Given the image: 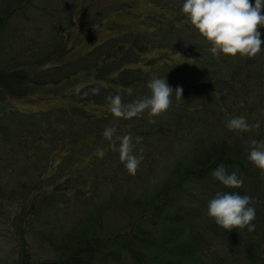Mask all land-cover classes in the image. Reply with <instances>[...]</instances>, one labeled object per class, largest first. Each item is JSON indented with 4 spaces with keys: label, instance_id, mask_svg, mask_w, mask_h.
I'll use <instances>...</instances> for the list:
<instances>
[{
    "label": "rangeland",
    "instance_id": "1",
    "mask_svg": "<svg viewBox=\"0 0 264 264\" xmlns=\"http://www.w3.org/2000/svg\"><path fill=\"white\" fill-rule=\"evenodd\" d=\"M65 1L36 0V6L27 8L28 19L23 14L20 17L14 15L9 19V22L14 25V29H9L10 24L6 23V28L0 30V60H4L0 61V70L6 71L4 73H7L9 68V71H20V68L17 67L18 64H15L17 66H7L9 59L14 56L11 53L17 56L15 52L23 49H18L17 45L13 44L21 41V46L22 43L24 46H31L28 39L34 38L36 43H41L49 37L50 33L43 25L47 19L43 16L44 13L42 14L41 7L42 9L47 8V10H44L46 13L44 15L50 23L56 25L60 32L71 33L66 43V48L70 51L63 55V59L72 60L84 55L88 65L90 60L94 58V55H90L91 51L96 52L97 46L101 45L102 48L100 47L98 50L102 49L101 51L105 53L106 59L115 57L116 63L114 64L119 66L120 70L97 74L96 72L85 70L72 75L67 81L64 80L57 84L47 83L41 86H26L24 83L11 82V84L9 82L7 87L19 91L22 89L27 90V93L20 97L10 94L8 90H5L0 85V91H2L0 98L3 96L0 100V185L1 181L5 180L10 188V198L5 209L8 228H11V226L16 228L13 221L17 217L18 212L15 210H18L20 205L24 204L26 195L30 194L29 192L25 193L24 199L18 196L17 200L21 204L17 202L18 204H14L12 208L13 193H18L19 191L27 192L31 189L30 202L36 205L41 203L43 199L53 197L55 194L59 196L58 193H62L61 186L63 182L56 178L59 175V172H55L57 170L56 167L69 153H73L80 146V141L72 144V140H62L66 137L64 135L65 127L70 128L71 126L70 121L78 125L89 122L88 128L98 130L100 133L106 127H113V123L117 121L116 118L110 117L102 126L101 124L91 125V117L98 119L97 117L102 116L104 108L108 110L110 108V104L94 103L91 100L85 104L86 111L91 109L94 117L85 112L87 113L86 115L75 116L74 119L76 118V120H71L70 110L75 107V95L73 96L72 92L85 87V90H88L86 91L88 93L86 97L90 99L95 94L93 95L89 87L97 84L110 91V94L113 93L112 91L122 92L120 96L126 97V99H129V92L136 93L145 90L142 94L146 96L151 94L150 89L147 87L148 82L146 84L141 83L138 89L121 83L119 78L121 79L126 68L144 70L149 74V76L146 75L149 80L153 76L167 77L168 83L174 88L177 85L183 87L184 98L187 95V98H193L192 88L198 91V76L202 72L211 86V90L209 88L208 91V96H210V99H208V101L210 100L209 111L206 114L202 113L201 96L203 94H197L198 97L194 102L195 106L191 111L192 116L197 119L194 126L186 128L183 122L176 131L171 133L158 132L153 126L160 125L159 122L172 125L168 123V120H170L174 111L172 106L176 107L179 105L178 103H171L170 107L159 115L152 116L146 111L145 116L141 114L135 116V119L133 117L124 120L119 119L121 121L116 123L117 130L124 127H127L128 130L135 128V122L143 124V126H138L139 129L147 128V133L138 132L140 135L133 137L134 152L140 155V150H143V159L135 175L128 172L120 159L119 151L113 149L112 142L105 138L103 133L89 134L90 136L85 139L87 142H92L95 148L91 149L87 145L84 152V154L87 153L86 155L77 152L74 154L75 161L71 165L62 166L65 170H74L85 182L82 185L84 196L79 198L80 202H74L73 197L75 194L69 192L66 195L71 198L68 203L55 204L54 213L40 217L41 219L51 218V222H46L48 220H36L37 217H32L30 224L23 223L21 229L23 226L32 228L36 224L37 228L40 229L53 225L52 227L56 229V232H64L67 222L65 220L66 214L62 213V211L66 207L70 212L73 209L74 212L76 209L77 213L81 212V210L85 211L91 197L101 200V198L107 196L109 188L103 180L111 175L118 182V193H120L121 189H127L137 195L150 192L153 188L158 189L165 180L169 170L188 152L189 145L195 139H203L208 136V129L204 121L212 125V129H210L213 131L211 137L215 138L220 135L225 136L226 133L240 132L239 130L228 129L226 123L232 117L241 115L247 118V122L250 125H253L250 131H246L247 135L253 136L263 133L264 89L262 86H258L262 82V78L260 79L259 76L264 73V60L261 56L264 54L263 52H259L254 57H241L239 54L235 56L223 53L219 55L212 54L208 48L211 43L192 25L187 15L182 12L183 1L180 2V0H171L163 5L158 3L166 0ZM92 1L97 3L91 5ZM5 7L6 4H4L3 8ZM180 15L183 18L179 20L178 17ZM68 18L69 21H73L75 27L73 24L70 27L68 26ZM0 21L3 23V19ZM10 44H12V47H10ZM103 44L105 46H102ZM145 44H150L151 48L147 47L144 49L143 45ZM129 46L137 49L138 54L133 53V51L130 54ZM186 46H190L188 47L189 51H186L188 49ZM127 47L128 49H126ZM203 47L206 50H202L201 48ZM25 53L20 54L22 58L19 60H22V63H26L27 61L25 60L29 56L34 55L32 53L27 56ZM87 53L89 54L85 55ZM102 53L100 54L102 55ZM62 60L58 59L57 61L59 63ZM55 62H51V65L55 64ZM108 62L107 59L106 64ZM106 64L100 66L105 67ZM45 66L47 67L48 64ZM23 67L26 66L23 64ZM41 68V66H32L24 69L32 76L37 74ZM70 68L72 69L73 67ZM230 74L236 77L241 76L243 79L247 75L249 81L245 80L247 83L244 82L246 86L244 89L245 100L243 97H230L229 92L232 90L230 89L229 91V85L232 82L229 79ZM125 80L130 81L131 76L127 74ZM212 85L217 86V88ZM222 91L226 93L227 100V105L223 104L222 109L225 114L215 111V99H218L217 94L220 97L222 96L220 94ZM172 96H175V91H173ZM183 97L180 99H184ZM132 101L134 99H129L127 102L131 103ZM240 103H243V105L241 104L242 106H240ZM76 112L77 109L71 113L76 114ZM143 120L150 121L145 122ZM22 122L25 123L26 132L34 133H26L22 129ZM257 123L259 127H255ZM40 124L42 126L45 124L44 126L47 127H41V133L37 132L40 130ZM149 128L151 129L149 130ZM116 134L114 133L113 139L121 136V134ZM136 137H141L142 139L136 141ZM47 138L53 147L50 153L47 152L50 149V143ZM82 140L81 142L85 141L84 139ZM116 144L118 146L119 142ZM98 149H103L104 155L102 157L98 155L93 158V155H89V153L97 152ZM77 174L72 177L79 178ZM95 177L101 178L102 182H97ZM34 181H36L35 186H37V189L35 187L34 193H32L31 187L34 185ZM23 184L25 189L22 188ZM63 199H66V197ZM64 212L66 211L64 210ZM73 217H75V214L68 216V219H74ZM104 224L107 234L118 230L126 233L133 229L134 226V224H129V220L124 214L120 213H111L106 216ZM8 228L5 231V235L2 236L0 234V264H4L5 261H8V264H15L17 259L23 260L25 256L22 253H16V247L19 242L16 237H6L7 233L11 232L10 230L8 231ZM28 235L33 236V232L26 234V236ZM27 242H29L28 245H30L33 253L36 250L43 254L47 260L52 261L54 259L53 253L49 254L45 249L46 247L42 246L40 242H36L35 247L33 246L34 244H31V239H28ZM261 252L262 256H264V243L262 244ZM23 261V264H29L27 260ZM207 263L209 264V262ZM220 264H242V262H239L237 256H232V253L229 252V256L221 259Z\"/></svg>",
    "mask_w": 264,
    "mask_h": 264
},
{
    "label": "trees",
    "instance_id": "2",
    "mask_svg": "<svg viewBox=\"0 0 264 264\" xmlns=\"http://www.w3.org/2000/svg\"><path fill=\"white\" fill-rule=\"evenodd\" d=\"M169 1L171 0L157 3L163 5ZM182 1L183 0H180V2ZM254 2L255 0H252L253 4ZM96 3V1H92L91 5ZM4 4H6L5 8H3ZM0 5V20L3 19V23L0 21V30L6 28V23L10 24L9 29L13 30L14 25H12V22H9V19L14 15L20 17L22 14L28 19L29 14L27 8L36 6V0H0ZM40 9L42 10V14H46L44 10H47V8L42 9L41 7ZM44 14L43 16L47 20L43 25L45 29L47 28L49 31V37L41 43H36L34 38L28 39L31 46H24L23 43L21 46V41L17 42V44H13L15 46L17 45L16 47L18 49H23L22 51L17 50L15 52L17 56L11 53V55L14 56L9 59V64L7 66H17L15 64H18L17 67L20 68V71H9V68L7 73H4L6 71L0 70V85L5 90H8L10 94H15L20 97L24 96L27 90L25 91V89H22L19 91L7 87L9 82L24 83L26 86H41L47 83L57 84L64 80L67 81L72 75H76L85 70L96 72V74L120 70L119 66L114 64L116 63L115 57L107 58L109 62L106 64L107 59L104 55L105 53H102V49L98 50L101 45H98L99 47L97 46L96 52L91 51L90 55H94V58L90 60L88 65L83 55L82 57L73 58V60L70 61L63 59V55L70 51L66 48V43L71 33L60 32L56 25L50 23ZM181 18H183L182 15L178 17L179 20ZM67 23L70 27L73 21H69L68 18ZM74 25L75 24H73V26ZM259 30L262 33L261 39L264 40V27H260ZM149 45L150 44L143 45L144 49L150 47ZM35 46L37 47L35 48ZM102 46H105V44ZM10 47H12V44H10ZM28 47L33 49H29ZM186 47L188 48L190 46ZM210 47L211 46L208 48L210 49ZM126 49H128V47ZM201 49L206 50L205 47ZM129 50L130 54H132V51L138 54V50L133 46L130 47ZM189 50L188 48L186 51ZM24 52H26L25 55L27 56L32 53L34 54L29 56L30 59L27 58L25 60L27 61L26 63H22V60H19L22 58L20 54ZM260 52L264 53V45H262V50ZM100 53H102V55ZM178 53L180 52L178 51ZM19 55L20 57H18ZM239 56L244 57L240 54ZM261 56L264 60V54ZM98 57L100 58L98 59ZM58 59H63L64 61L62 60L58 63ZM54 61H56L55 64L51 65V62ZM23 64L26 67H23ZM46 64H48L47 67L45 66ZM105 64V67L100 66ZM29 65H31L30 67L41 66L42 68L37 74L32 75L34 76L32 77L24 69L30 68ZM70 67L73 68L71 69ZM124 70L119 80L121 83L131 88L134 87L138 89L141 83L146 84L149 81L146 76H149V74L144 70L130 68ZM127 74L131 76L130 81L125 80ZM259 78H262V82L258 86H262L264 89V73L260 74ZM198 79V91L197 89H191L193 98H187V95L184 99L176 100L175 96H172V104H179L177 105L179 106L178 108L177 106H172L174 111L172 110L173 114L170 120H168V123L172 125L159 122L160 125L153 126L154 129L161 133H171L176 131L183 122L186 128L194 126L197 119L192 116L191 111L195 106L194 102L198 97L197 94H203V96H201L202 113L206 114V112L209 111L210 100L208 101V99H210V96H208V91L209 88L211 90L210 82H207L208 80L206 81L202 72L199 73ZM229 79L232 81L231 85H229V91L230 89L233 90L229 92L230 97H243L245 100L244 89L246 86L244 82L247 83L245 80L249 81L247 75L243 79L241 76L236 77L230 74ZM212 86L217 88L215 85ZM94 87H99L100 91L98 94H93L94 97L90 99L84 95V93L88 91L85 90V87L79 91L72 92L73 96L75 95V107L70 110L71 120H76V118L74 119L75 116H83L87 113L93 116L91 109L86 111L85 104L86 102L88 103L89 100L94 103L101 102V104L105 103L108 105L109 101L107 97L114 96L115 94L120 95L122 93L120 91H112L113 93L110 94V91L97 84L91 85L89 89ZM144 91L145 90L136 93L129 92V99L136 100L145 97L146 95L142 94ZM1 92L2 91H0V93ZM220 94L222 96L220 97L217 94L218 99H215V111L217 110L218 113H224L222 109L223 104L225 106L227 105L226 93L222 91ZM129 99L122 97L124 103H129L127 102ZM241 104L243 105V103L239 105L242 106ZM77 106L79 107L77 108ZM76 109V114H72L71 112ZM145 112L142 116H145ZM167 116L169 119V114ZM110 117L117 119V121L113 123L115 129L117 127L116 123L121 121L119 119H125L116 117L110 110L104 108L102 116L97 117L98 119L91 117V125L96 126L101 124L102 126ZM133 118L135 119V117ZM143 121L149 122L150 120ZM70 123V128L65 127L64 129V135L66 137L62 140H72V144L80 141V146H78L73 153H69L65 159L59 163V166L56 167L57 170L55 172H59L56 178L61 180L64 185L61 186L62 193H58L59 196L55 194L53 197L51 196L50 198L43 199L41 203H39L40 205H36L30 202L31 189H29L26 194L28 192L30 194L26 195L24 204H21L20 208L18 207L19 209L15 210L18 213L13 223L17 229L11 226V232L7 233L6 237H16L19 241L16 247V253L25 255L23 260H27L29 264H208L207 262H209V264H220L221 259L227 258L230 252L232 256H237V260L242 262V264H264V256H262L261 252L262 244L264 243V171L257 168L248 160L249 151L251 147L254 146L252 145V141L264 140V124L263 133L257 135L251 136L247 135L246 131H240L233 132V134L226 133L225 136L220 135L215 138L211 137L213 131L210 129H212V125L204 121L208 129V136L203 139H195L192 144L189 145L188 152L182 156L184 161H182V159L177 161L169 170L165 180L158 189L153 188L150 192H147L148 194L143 193L135 195L133 191L127 189H121L120 193H118V182L111 175L110 177H105L103 180L106 183L105 185L109 188L107 196L101 198V200L91 197L85 211L81 210V212L77 213V210L75 209L74 212L73 209L70 212L67 207L64 209L66 212H64V210L62 211V213L66 214L65 220L67 222V227L64 232H56V229L52 227L53 225L45 226L40 229L37 228L36 224L32 228L23 226L21 229L23 223H27V225L30 224L32 217H37L36 220H48L46 222H51V218L41 219L40 217L54 213L53 208L55 204L68 203V200L71 198H68L66 195L69 194V192L75 194L73 197L74 202H80L79 198L84 196L82 185L85 184V182L74 170H65L62 166L71 165L75 161L74 154L77 152L84 154L87 145H89L91 149L95 148L92 142H87L85 139L87 136H90L89 134H102L103 132L100 133L98 130L88 128L89 122L79 125L73 124L71 121ZM21 124L23 127L22 129L25 131V123L22 122ZM135 124V128L129 130L127 127L120 128V130L116 129V135L121 134L119 137L122 138L126 133H130L133 138L134 136L140 135L138 132L142 134L147 133V128H138V126H143L142 123L135 122ZM44 125L45 124L42 126V124H40V130L37 132L41 133V127L47 128ZM151 128H149V130ZM26 133L30 134L34 132L27 131ZM119 137L114 139L116 143L120 142ZM82 139L85 141L81 142L83 141ZM49 146L51 150L48 149V153L53 150L51 143ZM116 151H118V148ZM86 154L87 153L84 155ZM89 155H93V158L98 156L97 152L89 153ZM219 165H224L229 173L232 171L238 172L240 178L243 180V184L239 188H231L223 185L211 174L213 169L217 168ZM76 174L79 178L72 177L76 176ZM95 179L97 182H102L101 178L98 179V177H95ZM35 183L36 181H34V187H31L32 193H34L35 187L37 189ZM218 192H239L242 195L247 194L252 197L250 203L256 209V218L252 221L256 227L253 231H248L246 227L239 230L235 227L231 230L223 229L215 222L213 217L208 215V202ZM65 197L66 199H63ZM13 206L14 204L12 203V208ZM111 213L124 214L128 218L129 224H134L133 229L126 233H123L122 230H118L107 234L104 224L105 217ZM27 214L29 215L27 216ZM73 214H75V217H73L74 219H68V216ZM32 232L33 236H26V234ZM28 239H31V244H34V247L36 242H40L42 246L46 247L45 249L49 254L53 253L54 259L52 261L47 260L43 254L36 250H34L33 253L30 249V245H28ZM21 260L22 259H17L15 264H23L24 261Z\"/></svg>",
    "mask_w": 264,
    "mask_h": 264
},
{
    "label": "clouds",
    "instance_id": "3",
    "mask_svg": "<svg viewBox=\"0 0 264 264\" xmlns=\"http://www.w3.org/2000/svg\"><path fill=\"white\" fill-rule=\"evenodd\" d=\"M181 10L211 43L209 50L214 55L223 53L235 56L239 53L242 56L254 57L262 50L264 40L261 39L262 33L259 29L264 27V0H255L254 4L252 0H183ZM147 87L151 94L131 103H124L119 94L107 97L109 110L116 117L125 119L141 115L146 110L155 116L170 107L173 91L176 100L183 97V87L177 85L174 88L168 83L167 77L153 76ZM99 91V87L91 89L93 94H98ZM226 127L230 130L250 131L253 125L241 115L232 117L227 121ZM255 127H259V124ZM115 131L112 126L106 127L103 136L112 141L114 150L118 148L126 169L135 175L143 159V150H140V155L134 152L135 145L130 133L124 135L117 146L113 139ZM141 139L136 137V141ZM252 145L254 146L249 151L248 160L264 171V140H253ZM97 155L102 157L103 149H98ZM211 174L223 185L231 188H239L243 184L238 172L229 173L224 165L217 166ZM251 200L252 197L239 192H218L208 202V215L223 229L231 230L235 227L239 230L246 227L248 231H253L256 227L252 223L256 218V209L250 203Z\"/></svg>",
    "mask_w": 264,
    "mask_h": 264
},
{
    "label": "flooded vegetation",
    "instance_id": "4",
    "mask_svg": "<svg viewBox=\"0 0 264 264\" xmlns=\"http://www.w3.org/2000/svg\"><path fill=\"white\" fill-rule=\"evenodd\" d=\"M68 61H70V60H68ZM24 186L25 185L23 184L22 188L25 189ZM25 193H26V191L25 192L19 191L18 193H13L12 203L16 204L18 202L19 204H21L20 201L17 200V197L19 196L21 199L22 198L24 199ZM9 198H10V188H9L7 182L5 180H2L1 185H0V223H1L0 234L1 235H5V231H7V228H8V223L6 220L7 218L5 217V209L7 206V202L9 201ZM9 230H10V228H8V231ZM8 263H9L8 261L4 262V264H8Z\"/></svg>",
    "mask_w": 264,
    "mask_h": 264
}]
</instances>
